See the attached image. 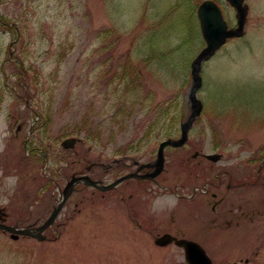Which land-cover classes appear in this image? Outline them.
Listing matches in <instances>:
<instances>
[{
  "label": "rangeland",
  "instance_id": "obj_1",
  "mask_svg": "<svg viewBox=\"0 0 264 264\" xmlns=\"http://www.w3.org/2000/svg\"><path fill=\"white\" fill-rule=\"evenodd\" d=\"M203 1L0 0V209L7 225H39L48 216L54 187L47 180L65 184L54 171L107 166L139 144L156 153L160 142L179 137L189 115L190 64L204 46L196 17ZM211 1L233 26L228 3ZM245 3L246 36L203 65L200 117L186 144L167 153L159 183L171 192L190 195L204 182L195 179V152L222 155L214 164L201 160L202 168L228 167L232 180L255 175L246 160L264 157V0ZM63 140L73 147H61ZM109 177L101 178L106 184ZM261 181L227 191L225 180L221 190L231 196L216 209L220 216L199 193L187 203L171 192L149 200L133 186L103 198L88 189L90 200L63 209L44 242L0 232V264H186L181 249L153 245L163 232L197 242L212 264H264ZM122 188L125 199L117 197Z\"/></svg>",
  "mask_w": 264,
  "mask_h": 264
},
{
  "label": "flooded vegetation",
  "instance_id": "obj_2",
  "mask_svg": "<svg viewBox=\"0 0 264 264\" xmlns=\"http://www.w3.org/2000/svg\"><path fill=\"white\" fill-rule=\"evenodd\" d=\"M20 129V127H19ZM182 148V147H181ZM178 148V149H181ZM178 149H173V148H166L164 150V159H165V163H166V158L168 157L169 152H173L175 150ZM176 154V153H175ZM195 156L192 155V159L191 161H196V158H199L207 163H211L208 160L205 159L204 154L202 153H194ZM197 155V157H196ZM156 158V153L155 151L151 148V149H147L145 150L144 148H140V144L136 145L134 148H132L131 150H129V152H124V151H119V154L117 155V157L110 162L109 165L106 166L105 163H103L102 161L99 162H87L84 166L81 165L79 169L77 170H72V173L70 175H79V176H83V175H87L91 180L99 182V183H103V178H101L102 176L106 177L107 175L110 174L109 179H113L111 182H108L106 184H110L113 181L124 177L126 175H134L133 178L127 179L124 182L120 183L119 185H117L115 189H118L120 187H134L137 191H139L140 193L144 194V196L149 197L148 199L152 200L156 197H160L161 195L164 196V193L167 192H171V189L168 186H161V184L159 183V179H161L162 174L166 173L165 171V164H164V170L163 172L158 175L157 177L151 178V174L154 171V168L152 167L153 162L155 161ZM222 159V157H221ZM201 160L196 161V167H197V174L195 175V179L197 180L198 178L202 179L204 176V178L202 180H204V182L200 185H195L191 188V194L190 195H182V194H178L175 191L171 192L172 195L174 196V198L176 200H181V201H186L187 203L197 194H201V198H207L209 197L207 200V205L210 204V209L211 212L220 216V212L217 213L216 209H222L224 205H226L227 202H229V198L231 196L230 193H226L224 190H221L223 187V183L226 180V184L225 186V190H230L231 188H234L236 191L242 189H246L247 187L251 186L252 183L250 182V177L251 174L249 171L243 172V174L240 176V178L238 179H234V175L232 174V172L229 170L228 167H223V168H217L214 169L212 164H210L208 170L206 168H202V166L204 165L203 162ZM251 164L255 165V162H250V160H246V167H250ZM201 168V169H199ZM264 172V161H262L258 167H257V171H256V179H261V174H263ZM214 173V174H213ZM64 175V174H63ZM69 175V176H70ZM68 175L64 176L65 177V181L68 178ZM213 179L214 182L216 181V183L213 184V191H216V193H213L211 191V193L209 192L208 188L206 186L210 185L209 180ZM247 180V181H245ZM232 181L234 184H232ZM58 187V185H57ZM120 190L118 191L117 197H119L120 199H125V191L126 190ZM155 188L158 189L159 192L156 195V191ZM91 189L93 190L91 195H95L97 192L101 193V197H104V193L107 192H100L95 188L92 187H87V186H83V185H78L75 188V191L73 192V194L68 198V200L65 202L63 209L67 210L69 205L72 203V207L73 210L76 209L78 203H80L81 205L85 202L90 200V197H87L85 192L86 190ZM190 187L187 188V190H189ZM113 191V190H111ZM236 194V193H235ZM238 194V192H237ZM75 196H78V199L76 202H73V198ZM55 200V197H53ZM145 199V198H144ZM84 205V204H83ZM147 205H151L150 202H147ZM61 210V211H62ZM78 211V210H76ZM61 213V212H60ZM129 219L132 221V224L134 223L136 226V229L141 230L142 229V225L132 216L129 217ZM230 223V222H229ZM146 226V225H145ZM147 227V226H146ZM151 228V227H148ZM51 230V229H50ZM163 234H171V233H167V232H163L160 235ZM158 234H156L155 236H153L152 238V242H154V240L160 236ZM172 236L178 238V239H187V240H191L188 237H185L182 234H172ZM193 241V240H191ZM245 263H247V261H245Z\"/></svg>",
  "mask_w": 264,
  "mask_h": 264
},
{
  "label": "water",
  "instance_id": "obj_3",
  "mask_svg": "<svg viewBox=\"0 0 264 264\" xmlns=\"http://www.w3.org/2000/svg\"><path fill=\"white\" fill-rule=\"evenodd\" d=\"M235 10H236V20L237 26L235 29H228L226 23L223 21L221 12L219 8L211 1H206L202 3L197 10V18L199 20V26L202 38L205 42V47L199 52V54L194 58L192 63L190 64V76H191V84L188 90V103L190 106V112L187 120L181 124V136L176 141L167 140L159 145L157 159L154 163L155 171L151 174V177L157 176L163 167V148L171 145L173 147H179L183 145L187 140V132L194 123V121L199 117L200 112L202 110V104L197 98V92L201 86V77L200 71L202 64L211 58L216 51L220 49V47L230 38H239L244 34V27L246 22L247 15V6L243 4L244 0H226ZM210 6V10L206 9V7ZM73 144L72 140H66L62 143L64 148H71ZM217 155L208 156V159L213 162L218 160ZM132 175L128 177H124L114 184L101 187V190L112 189L116 184L122 182L126 178H130ZM84 181L86 184H92L95 186V183L89 181L87 178H77L73 179L72 182ZM72 182L67 186L64 190L63 199L59 202L58 206L53 210L49 218L46 222L37 228H17L16 226H6L3 224V219L0 217V230L2 232L10 233V237L13 240H16L18 236H29L37 241H44L46 238L41 235V233L49 227L58 212L61 209L62 203L70 193L72 188ZM174 243L177 247L182 248L184 251V260L186 264H211L210 259L205 254L204 250L196 243L186 240H177L170 235H162L155 240V244L157 246H166L170 243Z\"/></svg>",
  "mask_w": 264,
  "mask_h": 264
},
{
  "label": "bare ground",
  "instance_id": "obj_4",
  "mask_svg": "<svg viewBox=\"0 0 264 264\" xmlns=\"http://www.w3.org/2000/svg\"><path fill=\"white\" fill-rule=\"evenodd\" d=\"M206 1H210V0H205V1L201 2L200 5H201L202 3H204V2H206ZM200 5H199V6H200ZM199 6H198L197 9H196V13H197V10H198ZM208 6H209V5H208ZM209 8H210V6H209V7H206L207 10H208ZM210 9H211V8H210ZM210 9H209V10H210ZM179 120L181 121V118H180ZM184 122H185V121H183V122H181V123L179 124V137L181 136V124L184 123ZM192 127H193V126H191L190 129L188 130V132H187V136H188L189 132L191 131ZM187 141H188V140H187ZM108 191H110V189L105 190V191H103V192H108ZM0 211H3L2 214L0 215L1 219H3V224L6 225V226H11V225H7V224L5 223V218H6V214H5L6 211H5V209H0ZM38 242H39V241H38Z\"/></svg>",
  "mask_w": 264,
  "mask_h": 264
},
{
  "label": "trees",
  "instance_id": "obj_5",
  "mask_svg": "<svg viewBox=\"0 0 264 264\" xmlns=\"http://www.w3.org/2000/svg\"><path fill=\"white\" fill-rule=\"evenodd\" d=\"M10 61V60H9ZM20 75H19V77L18 78H21L23 75L22 74H24V72H23V70L20 68Z\"/></svg>",
  "mask_w": 264,
  "mask_h": 264
}]
</instances>
